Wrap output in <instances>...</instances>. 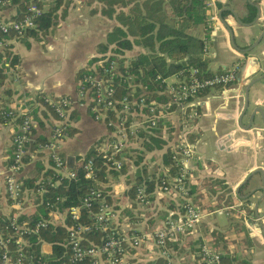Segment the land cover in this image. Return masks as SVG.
Returning a JSON list of instances; mask_svg holds the SVG:
<instances>
[{
    "label": "crops",
    "instance_id": "crops-1",
    "mask_svg": "<svg viewBox=\"0 0 264 264\" xmlns=\"http://www.w3.org/2000/svg\"><path fill=\"white\" fill-rule=\"evenodd\" d=\"M142 1L134 0L140 6ZM208 2V6L204 7L207 13L204 22L188 26L185 31L203 40L205 50L202 55L208 59L207 65L211 72L232 65L242 67L238 81L208 89L201 96L202 102L197 105V117L190 131L194 145L190 188L192 199L200 204L203 215L197 224L198 232L194 237L185 238L178 247L179 252L173 251V257L179 264L190 262L193 252L189 250V242L199 238L200 242L221 254L247 258L250 264H264V196L258 200L261 192L251 191L260 184L258 169L264 179V126L258 112L254 111L248 125L253 110L260 108L264 114V75L249 85L247 105L242 112L246 80L249 84L250 79L264 71V0ZM247 2L258 8L257 15L247 24L238 23L227 9L217 14L220 8L229 7L241 17L246 14ZM131 3L128 0H71L64 9L61 5L56 8L55 22L38 38L25 33L11 37L8 49L15 54L16 61L10 63L7 60V64L2 67L5 76L0 82V108L26 106L29 99L38 93L67 94L75 98L76 71L96 54L95 44L104 40L106 32L120 24L116 19V11H126ZM73 6L77 11L82 7L81 12L72 11ZM85 8L87 11L83 13ZM13 11V6H1L0 19H8ZM259 33L263 34L255 42ZM40 45L48 54L42 51ZM141 51H144L142 46L133 44L124 54L131 57ZM254 69L256 71L245 79V73ZM172 80L174 76L168 75L167 81ZM72 109L75 113L69 118L68 126L74 131L60 143L61 153L69 159L93 148L107 134L105 124L94 120L86 106L74 104ZM169 117L168 121L174 126L176 113H171ZM50 122V116L42 118L41 122L34 119L32 137L46 136ZM16 124L13 119L0 121V172H3L7 162L11 135ZM166 136L167 133L163 132L161 137L166 140L165 146L172 141ZM137 144L143 149L140 141ZM165 146L142 150L146 172L152 173L158 165H162L159 154ZM41 153V157L46 159V151ZM38 158L37 155H31L21 175L29 174ZM126 182L127 177H121L113 183L114 200L123 199L124 203H129V198L122 193ZM219 208L225 215L221 224L211 218V213ZM254 211L258 212V216L253 214ZM131 221L136 222L135 229L143 227L139 221ZM154 221L157 223V218ZM256 221L261 223L263 233L255 228L258 224ZM245 226L257 235L259 242L255 245L251 243ZM44 248L48 250L49 247L44 245ZM153 252L144 243L136 255L152 263Z\"/></svg>",
    "mask_w": 264,
    "mask_h": 264
},
{
    "label": "built area",
    "instance_id": "built-area-1",
    "mask_svg": "<svg viewBox=\"0 0 264 264\" xmlns=\"http://www.w3.org/2000/svg\"><path fill=\"white\" fill-rule=\"evenodd\" d=\"M203 7L208 6V0H203ZM6 0H0V6ZM31 13L25 14L17 19H0V60L3 50L10 42L6 34L11 30L18 37L25 30L33 26L32 14L37 13L35 5H30ZM205 46L203 45V51ZM7 62H3L2 66ZM99 69H94V64H88L90 71L83 72L76 83L75 98L67 94L51 95L38 93L41 101L49 104L56 118L51 117L49 131L44 141L36 143V148L29 150L25 147V141L32 139L30 125L33 122L31 110L39 102L33 95L26 106L9 108L2 117L13 119L21 115L16 129L11 135L13 149L7 157L9 161L5 164L3 172H0V264H60L50 262V245L41 243L40 255L34 258L32 252L27 249L29 242L27 236L36 233L38 228L48 222L66 224L65 245L67 247V259L69 262L88 260L90 264H132L129 248H140L146 246L154 250V255L161 256L159 263L150 264H179L172 259V244L194 235L198 232L197 224L203 215L200 204L192 199L190 189V175L193 169L192 158L194 145L190 138L193 122L197 117V105L202 102L201 96L208 89L215 86H225L234 80L237 65L213 71L209 75L202 76L196 66L190 65L172 74L174 80L167 81V76L155 75L158 82L160 95L164 99L146 98L148 90L143 85L142 91L136 93L133 75L126 70L121 75V81L130 84V94L115 95L114 77L119 74L118 62L114 58L99 62ZM141 86V85H140ZM206 90L205 92H203ZM37 94V95H38ZM86 106L94 120L102 121L107 134L99 140L93 148L104 159L108 167L120 169L122 164H127L134 169L133 156L137 153L134 146L138 147L142 136L140 130L149 128H162L171 125L169 115L176 113L175 134L170 143V157L175 166L173 173L168 172L164 166L165 173L160 177L159 188L162 194L171 195L174 200L175 209H170L163 220H158L152 227H146L144 219L139 221L143 227L135 229V221L122 222L118 227L111 226L116 217V211L102 195L100 189L89 187L79 204L60 208L58 202L61 197L55 195L43 197L45 190L43 181L39 180L37 186L26 187L19 179L25 162L24 155H35V151H46V158L51 160L53 170L61 176L74 177L75 173L68 168L67 161L60 151V143L67 135L68 113L73 105ZM0 112H2L0 110ZM112 114V116L109 114ZM9 116V117H8ZM129 156H132L130 159ZM135 158V157H134ZM71 159V158H70ZM84 176L92 177L94 168L90 159L82 163ZM133 181V174L130 176ZM54 181L48 180V185L53 186ZM135 205L128 206L132 211H139L141 217L155 210V201L147 197L143 184L135 186ZM97 203L96 210L89 209L93 202ZM131 202V200H129ZM47 208L45 217H38L30 223L27 215L37 211L40 206ZM84 206L88 211L90 222H77L80 207ZM171 212L175 216H171ZM154 215L156 212L153 213ZM19 215L27 217L18 219ZM5 221L4 224H1ZM124 223V224H123ZM91 226L105 230L104 240L99 245H88L82 243V232L89 230ZM125 227V228H124ZM9 243H13L10 248ZM48 245V250L44 248ZM220 252L204 242H200L199 248L192 253V260L185 264H222ZM154 258V256H153ZM152 258V260H153ZM65 264V263H62ZM144 264V263H140Z\"/></svg>",
    "mask_w": 264,
    "mask_h": 264
},
{
    "label": "trees",
    "instance_id": "trees-1",
    "mask_svg": "<svg viewBox=\"0 0 264 264\" xmlns=\"http://www.w3.org/2000/svg\"><path fill=\"white\" fill-rule=\"evenodd\" d=\"M71 0H6V3L2 6H13L14 11L10 14L8 19H17L25 14L31 13L29 6L35 5L38 9L37 13L32 14L33 26L25 30V35H29L38 38L39 35L44 34L47 29L55 22V10L60 5L64 9V6ZM109 2H117L118 0H108ZM203 0H143L141 6L134 2V0H128L132 2L126 11H116V19L119 21V25H115L111 30L107 31L104 40H101L95 44V52L87 62L86 65L80 67L76 73V81L81 78L83 72H87V65L94 64V69H99L98 63H104L105 60L114 58L118 62L119 74L114 77L115 95L130 94L128 92L130 84L124 80L121 81V75H124L123 70L128 71L133 75L132 83H134L136 93L142 91L143 85L148 92L146 98L164 99V96L160 95L158 82L154 79L155 75L166 76L172 74L187 66L194 65L198 68L200 75L206 76L211 73L208 69V59L202 55L204 42L201 38L191 35L185 31V28L192 26L198 22H204L206 16V10L203 7ZM1 7V6H0ZM246 14L239 17L242 22H250L253 20L256 12L255 5L247 2ZM111 10V9H109ZM107 10V12L109 11ZM1 35V33H0ZM16 34L14 31H9L6 34L7 38H11ZM19 37V36H18ZM133 44L140 45L144 48V51L138 52L136 55L127 57L124 54L126 49H130ZM14 63L16 61L15 54L9 49L8 45L4 48L3 57L0 60V82L4 78L5 74L2 73V63L7 62ZM141 85V86H140ZM204 90L203 92H205ZM36 95V100L39 102L35 105L30 114L32 119H36L41 122L42 118L47 116L56 118L52 111V108L48 103L41 101ZM8 107H2L0 110V121L5 122L7 117L3 118L2 115L8 110ZM75 113L74 109H71L68 113V119L73 117ZM112 116V114H109ZM9 117V116H8ZM21 115L15 116L13 121L19 122ZM33 122L30 125V132L33 133ZM74 131L73 128L67 126V135ZM163 132L167 133V138L173 139L175 134V127L171 124L164 129ZM162 128L160 126L149 128L146 131L140 130L139 136H142L141 144L144 149L162 148L165 146L166 140L162 138ZM46 136L36 135L32 139L25 141V147L29 150L36 148V143L44 141ZM166 138V139H167ZM172 142V141H171ZM137 150V153L133 156L134 169L127 164H122L120 169H114L108 167L105 164L100 154L96 152L94 148H89L83 154H75L71 159L67 161L68 168L72 169L75 173L74 177L61 176L55 173L51 160L43 159L41 151H35L34 154L39 156L35 160L32 167V171L29 174L19 176L22 185L26 187H35L39 183V180L43 181L45 186L44 192L41 196L53 198L55 195L61 197L58 202L60 208H65L70 205L79 204L84 194L87 193L89 187L100 189L103 197L111 203V206L116 211V217L111 222V226L118 227L121 222L136 220L140 221L144 219L146 227H152L155 223L156 212L160 220H163L168 214L170 209H175L173 197L171 195H163L159 188L160 177L165 173L164 166L168 167V172L173 173L175 166L172 164L170 157V146L166 145L164 150L159 154L162 165L156 167L152 173L146 172V167L143 162L145 154L137 146L133 147ZM13 145L10 144L8 148V154H11ZM65 156V155H64ZM29 155H24L23 161L26 162L29 159ZM132 159V156H129ZM135 157V158H134ZM90 159L92 167L94 168V174L92 177L84 176L82 163ZM9 161L8 157L7 160ZM142 161L143 163H139ZM7 163V162H6ZM140 164V165H139ZM133 174V181H130V175ZM121 177H127L128 182L125 183L122 193L131 200L130 206L135 205L134 195L135 186L143 184L147 197L153 198L155 201V210L148 212L145 217L139 215V211H132L128 206V203H124V200L113 199L114 194L113 183L119 180ZM49 181H54L53 186L48 185ZM191 189V188H190ZM164 205V206H163ZM97 203L94 201L89 209L96 210ZM84 206L80 207V214L77 216V222L89 223L90 219L87 216L88 211ZM47 208L42 205L34 213L27 215L33 222L38 217H45ZM25 215H19L18 219L27 217ZM171 216H175V213L171 212ZM2 221L1 224H4ZM66 219L64 224H56L48 222L43 227L38 228L36 233H32L27 236L29 245L27 249L32 252L34 258L40 255L39 249L41 243H48L50 245V262L65 263V264H90L88 260H81L77 262H69L67 259V247L65 245L66 235ZM82 243L88 245H99L105 237V230H100L91 226L89 230L82 232ZM182 239L179 242L172 244L173 251H178V247L181 245ZM200 244V239L195 238L189 242V250L195 253ZM10 248H13V243L8 244ZM138 248H129V254L131 256L132 264H150V260L141 259L137 254ZM140 257V258H139ZM172 259L174 257L172 254ZM154 263H159L162 258L159 255H154ZM220 260L222 264H250L247 258L234 257L232 254L223 253L220 254ZM104 264V263H101ZM106 264V263H105Z\"/></svg>",
    "mask_w": 264,
    "mask_h": 264
},
{
    "label": "water",
    "instance_id": "water-1",
    "mask_svg": "<svg viewBox=\"0 0 264 264\" xmlns=\"http://www.w3.org/2000/svg\"><path fill=\"white\" fill-rule=\"evenodd\" d=\"M255 8H256V12H255V16H256V15H257V12H258L257 5H255ZM225 9H227V10L230 11V13H231V14L233 15V17L238 21V23H241V24H247V22H242V21L240 20V18L237 16V14L234 12V10L231 9V8H229V7L220 8V9L217 11V14L220 15L221 12H222L223 10H225ZM263 33H264V32H263ZM263 33H259V35H258V36L256 37V39H255V42H257V41L260 39V37H261V35H262ZM248 47H251V46H248ZM241 67H242V66H240V67L236 70L235 77H234V80H235V81H238V79H239V72L241 71ZM255 71H256V69L251 70V71L248 72V73H245V75H244V76H245V79H248V76L251 75L252 73H254ZM263 75H264V71H263L262 73H260L259 75H257V76H255V77H253L252 79H250L249 84H248V80H246L247 85H246L245 90H244V93H243L244 107H243L242 112L245 110V107H246V105H247V99H248V97H247V91H248V87H249V85H250L253 81H256V80L260 79ZM254 111H256V112L259 113L261 124L264 126V122H263V121H264V114H263L262 109H260V108L255 109V110H253V111L250 113V121H249L248 125H249L250 122H251V119H252V117H253V113H254ZM248 125H247V126H248ZM258 171L260 172V184H259V185H255V186L251 189V191L259 190V191L261 192V194H260L259 197H258V200H259L260 198H263V196H264V179H263V177H262V175H261V170L258 169ZM255 206H256V205H255ZM255 213H256V211H254L253 214H255ZM256 215L258 216V212L256 213ZM259 220H260V219H259ZM256 222H257L258 224H257V226H256L255 228H256V229H260V231L263 233V231L261 230V229H262V225H261V223H259V221H256ZM245 228H246V231H247V233H248V237H249L251 243L254 244V245H255L256 243H258V242H259V241H258V237H257V235L255 234V232L252 231V229H250L248 226H245Z\"/></svg>",
    "mask_w": 264,
    "mask_h": 264
},
{
    "label": "rangeland",
    "instance_id": "rangeland-1",
    "mask_svg": "<svg viewBox=\"0 0 264 264\" xmlns=\"http://www.w3.org/2000/svg\"><path fill=\"white\" fill-rule=\"evenodd\" d=\"M72 9V11L74 10V11H77V10H75L74 9V6L73 7H71ZM80 9H82V7H80ZM80 9L77 11V12H81L80 11ZM87 11V8H85V10H83L82 12L84 13V12H86ZM85 15V14H84ZM194 33H197V32H194ZM40 47H41V49H42V51L44 52V53H46L47 51H46V49H44V48H42V45H40ZM46 54H48V53H46ZM157 218V221L160 219L159 217H158V214L156 213L155 214V219ZM211 218H212V220L214 221V222H217L218 224H221L224 220H225V215H224V211L222 210V209H216L215 210V212L214 213H211ZM152 249V248H151ZM179 262V261H178Z\"/></svg>",
    "mask_w": 264,
    "mask_h": 264
}]
</instances>
